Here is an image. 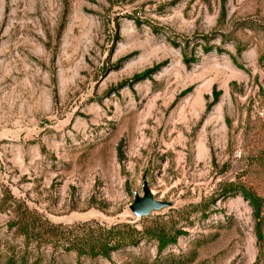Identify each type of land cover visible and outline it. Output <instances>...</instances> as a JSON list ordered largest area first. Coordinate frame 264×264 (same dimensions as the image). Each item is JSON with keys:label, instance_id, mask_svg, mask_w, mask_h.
<instances>
[{"label": "rangeland", "instance_id": "obj_1", "mask_svg": "<svg viewBox=\"0 0 264 264\" xmlns=\"http://www.w3.org/2000/svg\"><path fill=\"white\" fill-rule=\"evenodd\" d=\"M142 177L169 204L147 223L184 235L81 264H264L248 204L220 195L264 198V0H0V210L140 228ZM10 217L0 264L23 250Z\"/></svg>", "mask_w": 264, "mask_h": 264}, {"label": "trees", "instance_id": "obj_2", "mask_svg": "<svg viewBox=\"0 0 264 264\" xmlns=\"http://www.w3.org/2000/svg\"><path fill=\"white\" fill-rule=\"evenodd\" d=\"M234 61V59L232 58ZM236 63V62H234ZM214 96L212 104L217 101ZM237 193L249 206L253 221V234L256 247H264V198L258 197L253 192L233 184H225L221 188V196ZM7 205L0 211L11 213L8 228L23 239V250L20 256L12 254L4 264H61L57 261L59 254L71 253L74 255V264H81L82 259L101 258L110 261L113 252L127 247L136 246L142 239L154 242L158 254L169 246L175 244L178 237L184 232L175 229L174 225L162 222H148L143 219L140 228L135 223H116L110 226L97 222H83L70 226L53 224L39 215L36 211L29 210L23 204ZM206 207L203 204L189 206L173 211L175 218L186 220L190 213L204 214ZM49 248L52 255L46 260L41 249Z\"/></svg>", "mask_w": 264, "mask_h": 264}, {"label": "water", "instance_id": "obj_3", "mask_svg": "<svg viewBox=\"0 0 264 264\" xmlns=\"http://www.w3.org/2000/svg\"><path fill=\"white\" fill-rule=\"evenodd\" d=\"M167 202L156 200L147 187L144 177L141 179V196L134 194L132 203L128 206L133 217L140 219L147 217L152 211H159L168 207Z\"/></svg>", "mask_w": 264, "mask_h": 264}]
</instances>
